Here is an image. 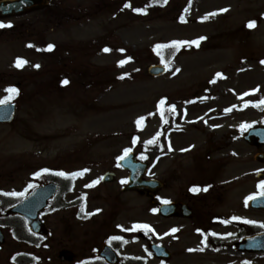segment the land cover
<instances>
[{
  "label": "rangeland",
  "instance_id": "1",
  "mask_svg": "<svg viewBox=\"0 0 264 264\" xmlns=\"http://www.w3.org/2000/svg\"><path fill=\"white\" fill-rule=\"evenodd\" d=\"M127 3L132 7H125ZM148 5V0H51L49 11L21 18L24 29L33 31L35 46L51 41L65 46L67 77H61V68L54 60L38 55L30 60L31 64L42 62L43 73L49 66L51 84L45 75L38 78L36 85L42 89L45 84L47 92H40L32 103L27 100L14 124L0 126V192L21 189L22 181L32 172L18 169L23 163L31 164L36 155L42 164L51 162L53 170L84 172L85 181L75 183L68 201H76L84 193L86 214L101 209V215L90 222L85 219L82 227L75 219L81 203L53 213L48 222L54 228H71L70 238L91 233L104 237L114 227L108 224L116 216V223L144 221L157 228L160 222L151 218L146 198L135 193L122 194L119 183L99 188L87 186L113 169L115 159L131 148L147 157L149 178L160 180L162 176L171 184V194L175 191L173 181L180 183L187 178L200 184L215 178V186L227 183V189L235 192L230 196L236 202L230 200L223 210L229 211L226 215L264 223V214L250 211L245 204L247 196L256 191V175L264 173V165L254 161L258 150L242 141L244 131L264 123L263 108H257L258 104L264 106L260 103L264 101V0H169L161 8L149 5L146 13L134 11ZM252 20L256 25L247 27ZM199 37L206 39L200 40L198 46L188 43ZM173 41H180L187 48L165 76L151 78L149 67L161 63L156 45ZM105 47L111 51L104 52ZM19 52L25 51L21 52L18 45L5 47L0 43V74H5L0 79L5 82L0 84V97L1 89L15 81L12 74ZM121 60L125 61L122 66ZM177 68L179 72L175 71ZM62 78L73 81V90L58 91ZM61 95L58 100L56 96ZM162 98L176 106L174 127L163 134V158V135L161 139L156 137L163 118L171 119L159 109ZM140 117L147 120L143 128L137 124ZM148 140L154 142L147 144ZM118 173L122 178L124 174ZM212 190L206 195L214 197L216 192ZM236 205L237 210L232 212ZM201 212L204 217L209 216L207 210ZM199 224L211 226L208 221L197 222V227ZM173 225H180L183 232L178 236L182 242L173 244V252L179 255L186 244L195 242L196 249L208 254L194 235L197 227L191 222ZM225 233L230 237L235 230L227 229ZM6 237L3 254L7 260L25 247L13 242L8 233ZM141 244L144 249L147 241ZM228 254L221 256V263H217L219 257L209 262L211 256L205 255L189 261L228 264L247 260L264 264V253H236L229 248ZM178 258L174 257L172 264H177ZM182 261L188 260L179 263Z\"/></svg>",
  "mask_w": 264,
  "mask_h": 264
},
{
  "label": "flooded vegetation",
  "instance_id": "2",
  "mask_svg": "<svg viewBox=\"0 0 264 264\" xmlns=\"http://www.w3.org/2000/svg\"><path fill=\"white\" fill-rule=\"evenodd\" d=\"M20 18L21 17L18 16L7 19L8 21H15L16 23L11 24L12 27L0 28V38L4 37L5 33H9V37L14 38L17 42L23 41L27 45L26 48H29L28 45H31L35 42L32 34L33 31L30 28L23 29L26 25L20 23ZM4 21L6 20L0 19V22L4 23ZM30 25L31 24H29V26ZM30 49L31 47L29 50ZM20 58L26 60L24 57ZM35 65L36 64L33 65L34 68H36ZM39 65L41 66V64ZM30 67L31 64H24L22 67H19V69L12 75L15 81H13L10 86H15L18 88L19 95L15 96V98L11 101L16 104V108L19 112L22 103L30 99L32 96V93H30V87L34 85V81H36L38 76L43 75V73L37 72L36 69H32ZM25 70H28V72ZM2 83H5L4 80H0V84ZM7 94L10 95L9 93ZM254 148H256L258 152H264V147ZM20 166L21 167L18 169V171L23 170V172H32L28 174L26 179L22 181L24 195L10 200L4 195L0 194V200L2 202L0 217L3 219L4 216H7L8 220L12 218L11 221L14 222L8 223V229H5V233L9 234V230L12 228V236L9 234L12 241L17 243L19 246H24L25 249L11 254L6 260L3 254L5 245H0V264H5L6 261L7 264H172L174 257H179L177 259V264H190L191 260L189 261V259L198 257L200 260V257H203L204 255L205 257L211 256L208 258L209 262H211L213 258L219 257L217 258L218 261H216L217 263H221V256L223 254H228L229 248H232L233 252L240 253L237 244L244 237L245 226L244 224L239 223L240 220L233 219V217H237L236 214L226 215L229 211H223L227 208L228 202L230 200L234 201V198H232L230 194H234L235 192L229 191L227 189V183L215 186L208 182H203L197 185L195 180L186 181L188 182L187 184L183 181L180 183L173 181L175 183V191L174 194H171L169 192L171 190V184H167L161 176L160 181H162L163 185L160 189V198L157 199L160 206L166 205L162 203L163 200H168L170 203L183 204L184 207H182L181 214L171 213L167 216L164 214H160L159 216L155 214L157 215V219L160 222L156 229L157 232L148 228H144L141 231L140 228L139 230L137 229V226V230L133 229L132 225H140V221H134L132 223H116L115 221H119L117 220L116 216L115 218H112V221L114 222L112 223L111 221L110 224H108H113L114 227H111L110 232L104 237L99 238L93 236V233H91L87 237H84L83 234H80V238H70L69 230L71 228L67 226H59L54 228L53 225L48 222V218L53 213L67 211L68 209L72 208L73 205L78 204L79 206L80 204L76 201L70 207L68 201L69 189L66 187V181L64 177L60 175H56L54 177L50 164H42L38 162L37 157H33V162L31 164L29 163L27 165L26 163H23ZM44 169H48V171L45 172ZM232 180H234V178ZM241 181L242 180L240 179L238 182L241 183ZM260 181L262 180H257V195H261L260 193L262 191V189L259 187ZM53 183H55L58 187V192L51 200L46 202V207L41 212V221L45 227L42 228L40 234H36V232L29 228L27 222L22 216L12 215L9 213V210L13 206L20 204L38 188ZM30 185H35V187H29ZM193 186H198L200 189L207 187L208 190H200L194 193L190 190ZM211 190L216 192L214 197L206 195V193H210ZM167 192H169V194L166 196ZM201 192H204L205 195L201 196ZM128 193L138 194L140 197L146 198L147 200V196L141 193ZM236 194H238V192H236ZM199 202L202 204H200V207L198 208ZM209 202H212L213 205L210 206ZM225 204L226 207L224 206ZM237 206L238 205H236L232 212L237 210ZM202 209L207 210L209 216L204 217L201 212ZM251 211L264 214L263 210ZM84 218L86 217L83 215V213H75V219L79 222L78 225L81 227L84 225ZM96 218L97 216L91 217V219ZM106 219L111 220L110 216H107ZM203 221H208L211 226L205 228L203 224H199V227H197V222L201 223ZM179 222H191L193 226L197 227L194 229L195 236L198 234V232L206 236L204 250L208 254H202L198 252L195 247V242H192L191 245L186 244L184 249L179 250V255H177L175 251H172L173 244H177L178 242L181 244L182 242L181 238L180 241L178 239V236H181L183 233L180 231V225H173L174 223ZM214 228L225 231L227 229H233L235 230V234L233 236L227 237L225 231L217 232V230H213ZM172 229H177V231L172 232ZM198 229L200 231H198ZM71 231L73 232V230ZM213 233H216V235H213ZM149 235L153 238L148 241L146 250H149L150 245L153 243L160 245L167 249L168 253L163 255L164 257H167V259H159L150 253L148 254L149 251L143 249V245L141 243L146 240V237ZM113 236H118L122 239L112 241L111 244H109V240ZM167 238L169 239L167 240ZM230 239H234V241H231ZM224 241L226 242L223 243ZM229 242H233L232 246L229 245ZM65 252L69 254L65 255ZM182 259H186L188 261H182L179 263V261ZM222 263L226 262L224 261ZM231 264L240 263L236 262Z\"/></svg>",
  "mask_w": 264,
  "mask_h": 264
},
{
  "label": "snow or ice",
  "instance_id": "3",
  "mask_svg": "<svg viewBox=\"0 0 264 264\" xmlns=\"http://www.w3.org/2000/svg\"><path fill=\"white\" fill-rule=\"evenodd\" d=\"M164 2L166 3L167 0H164ZM125 7H132V5H131V3H127V4L125 5ZM134 11H136V12H138V13H141V12L146 13V9H142V8H136V9H134ZM220 11H227V9H221ZM214 14H215V13H212V14H210V15H214ZM206 18H207V17H205V19H206ZM255 25H256V21H255V20L249 21V22L247 23V27H249V28H252V27H254ZM4 27H12V25H11V23L5 24V23H3V22H0V28H4ZM204 39H206V37H199V38H197L196 40H194V41H190V42H188V43L197 44V46H198L199 41H200V40H204ZM173 43L175 44V46L179 47L180 43H182V42H180V41H176V42H173ZM28 46H29V47H32V45H28ZM54 47H55V45H53V44H49V45L47 46V50L51 51ZM156 47H157V48H163V47H166V46H165V45H156ZM103 51H104V52H109V51H111V49L105 47V48L103 49ZM120 51H124V50L121 49ZM128 60H131V57H128ZM27 63H28L27 60L22 59V58H18L17 61H16V67H22L24 64H27ZM124 63H125L124 60H121V61L119 62V64H120L121 66H122ZM261 63H264V61H261ZM35 67L39 68L40 65H39V64H36ZM175 71H176V72H179L180 69L177 68ZM216 75H217V76H221L222 73H217ZM121 78H123V75L121 76ZM212 82H215V81H212ZM62 84H64V85L69 84V80L64 79V80L62 81ZM5 91H6L7 93H9L10 95L5 96L3 99H0V105L8 104L11 100H13V99L15 98V96L19 95V89L16 88L15 86H9V87H7V88L5 89ZM165 100H166V98H162V99L160 100L159 103H160V104H164V103H165ZM260 103H264V101H261ZM170 110L173 112V114H175L176 106H175L174 104L171 105ZM144 119H145V117H140V118L137 120V123L139 124V123H140L142 120H144ZM134 142H135V141H134ZM153 142H154L153 140H148V141H146L147 144H151V143H153ZM131 151H132L131 148L125 149V150H124V155L121 156L119 159L123 160V159H124V158H125V157H126ZM140 158H141V159H146L147 157H145V156L142 155ZM44 171L47 172L48 169H44ZM83 171L86 172V171H88V169H84ZM58 175L63 176V177L68 178V179H71L72 177H76V176H80V175H82V173H80V172H76V173L60 172V173H58ZM100 179H102V178H100ZM98 183H99V179H97V180H95V181H92L91 184H89V185H87V186L91 187V186H93V185H95V184H98ZM121 183H127V181H126V180H122ZM29 187H35V185H30ZM259 187L262 189V191H261L260 194H261V195H264V180L260 181ZM190 190H191L192 192L196 193V192H198V191H200V190L207 191L208 188L205 187V188H203V189H200L198 186H193ZM5 195H12V196L20 195V196H23L24 193H15V192H13V193H6ZM254 198H255L254 196H251V195H250L249 197H247V200H253ZM162 203H164V204H168V203H170V202H169L168 200H163ZM82 210H83V209H82ZM100 211H101V209H96V210H94L93 213H88V215L96 214V213H98V212H100ZM152 211H153V212H156V211H158V210L154 208V209H152ZM233 219H234V220H239V219H241V218H240V217H233ZM245 222H246V223H249V224H256V223H258V222H256V221H252V220H247V221H245ZM260 226H261V227H264V223H261ZM118 227H122V226H118ZM137 227L149 228L150 226H149V225H137ZM171 231H172V232H175V231H177V229H172ZM198 231H200V230L198 229ZM213 235H216V233H213ZM121 239H122L121 237L113 236V237H111V239L109 240V244H111L112 241L121 240ZM190 251H191V249H190Z\"/></svg>",
  "mask_w": 264,
  "mask_h": 264
},
{
  "label": "water",
  "instance_id": "4",
  "mask_svg": "<svg viewBox=\"0 0 264 264\" xmlns=\"http://www.w3.org/2000/svg\"><path fill=\"white\" fill-rule=\"evenodd\" d=\"M48 4V0H11V1H3V2H0V14H4L6 13L5 11L6 10H10V11H15V10H42L44 9ZM165 73V70L164 68L160 67V66H153L150 68L149 70V74L152 75V76H155V77H159L161 75H163ZM4 112V108L3 107H0V122H10L12 120V117H13V109H8V114L7 115L5 112L4 114L6 115V119L3 117L4 115L2 114ZM9 117V119H7V117ZM256 135L257 138H259L258 140L262 141L263 143L261 144H264V127H258V128H255V129H252L248 132L247 134V140H249V142L251 144H255L257 143V140L254 138ZM131 157L130 159H132V156H129ZM260 158H263L262 155H259L257 157V159L259 160ZM131 165H135V164H132ZM137 167L140 168L139 172H135L134 173V176L132 177V185L130 186V188L132 189H148V190H151V191H156L157 189L160 188V186L158 185L157 182L155 181H151V182H148V183H143L142 182V179L140 178V175H142L144 173V169H145V166H140L138 165ZM253 204H261L259 207L261 208H264V200L263 198H258V199H255L253 201ZM179 209L178 208H175V212H177ZM260 239L262 238V240H257L255 241L256 239H253V240H246L243 245H244V250L246 249H250V250H253L252 247H248V246H254V245H259L261 247L264 248V236L262 237H259ZM254 250H258V249H254ZM264 250V249H262Z\"/></svg>",
  "mask_w": 264,
  "mask_h": 264
},
{
  "label": "trees",
  "instance_id": "5",
  "mask_svg": "<svg viewBox=\"0 0 264 264\" xmlns=\"http://www.w3.org/2000/svg\"><path fill=\"white\" fill-rule=\"evenodd\" d=\"M177 52H178L177 50L172 51V53H171V51H170L169 54L171 55V57H169L167 61H169L170 58H171V60H172V58L176 55Z\"/></svg>",
  "mask_w": 264,
  "mask_h": 264
}]
</instances>
